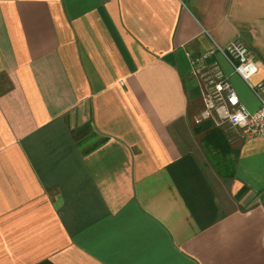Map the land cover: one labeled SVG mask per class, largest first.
<instances>
[{"label":"crops","instance_id":"0c3cea01","mask_svg":"<svg viewBox=\"0 0 264 264\" xmlns=\"http://www.w3.org/2000/svg\"><path fill=\"white\" fill-rule=\"evenodd\" d=\"M198 62L256 111L264 0H0V264H264V138L196 122Z\"/></svg>","mask_w":264,"mask_h":264},{"label":"built area","instance_id":"2783aa9c","mask_svg":"<svg viewBox=\"0 0 264 264\" xmlns=\"http://www.w3.org/2000/svg\"><path fill=\"white\" fill-rule=\"evenodd\" d=\"M216 54L224 58L233 74L246 80L243 67L250 63L252 54L245 43L236 40L225 48L216 44L213 50L204 55L203 61L209 60ZM198 64L199 62L194 73L204 84L202 95L204 108L196 117V122L201 123L205 119L216 117L218 123H227L245 138H264V81L255 85L247 83L259 101V108L251 111L242 102L229 75L224 73L218 62L204 66ZM237 114H243L245 117L243 127L237 121Z\"/></svg>","mask_w":264,"mask_h":264},{"label":"clouds","instance_id":"9594fccd","mask_svg":"<svg viewBox=\"0 0 264 264\" xmlns=\"http://www.w3.org/2000/svg\"><path fill=\"white\" fill-rule=\"evenodd\" d=\"M244 120H245V117L243 114H237V121L240 122L241 127H243Z\"/></svg>","mask_w":264,"mask_h":264}]
</instances>
